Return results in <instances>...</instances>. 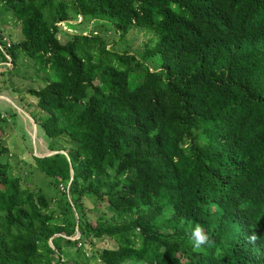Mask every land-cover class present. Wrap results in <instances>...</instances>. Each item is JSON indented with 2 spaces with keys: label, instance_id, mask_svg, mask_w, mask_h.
<instances>
[{
  "label": "trees",
  "instance_id": "16d2710c",
  "mask_svg": "<svg viewBox=\"0 0 264 264\" xmlns=\"http://www.w3.org/2000/svg\"><path fill=\"white\" fill-rule=\"evenodd\" d=\"M5 15L23 38L0 25V97H31L68 156L32 157L51 198L0 163V264H90L79 245L104 239L103 264H264V0H0ZM134 31L154 38L141 53ZM21 75L44 86L12 89Z\"/></svg>",
  "mask_w": 264,
  "mask_h": 264
},
{
  "label": "rangeland",
  "instance_id": "374dc122",
  "mask_svg": "<svg viewBox=\"0 0 264 264\" xmlns=\"http://www.w3.org/2000/svg\"><path fill=\"white\" fill-rule=\"evenodd\" d=\"M79 23H81V20L72 24L78 25L75 26V28L84 30L83 32H89V30L92 29L102 34L104 37L107 36L110 44H112V41L117 40L111 32L94 29L95 23V25L92 23H84L81 26ZM0 25L1 29L6 33L5 36H7L10 41L16 42L23 38L21 34V24L13 18L8 20L7 15L3 18L0 16ZM64 30L68 31V33H75L73 28L69 29L68 26H65ZM153 39L152 35H148L146 32L134 31L131 32L125 40L133 53H141L144 51L146 45H149ZM25 64L29 65L30 63L25 60ZM158 64L160 65V62H158ZM9 67H12V65L9 64ZM43 86L41 81L36 79L31 80V78L26 75L25 77L22 75L17 78L14 77L11 85L12 89H17L21 93H24L21 90L27 92L30 88L40 89ZM14 95V98L9 94L0 97V113L6 116L7 119V122H0V163L7 162L10 165L13 175L21 177L24 189H29V191L33 192L42 191L50 198L53 196L59 197L57 189L52 185V179L31 167V164H33L32 157H41L51 153L48 147L49 141L43 129L38 127L35 123V119L43 115H36L38 112H35V114L33 113V111L36 110V104L26 93V97L25 95L23 96L26 98L24 105L19 104L20 93ZM3 148L6 151H2ZM91 205H94L93 201L87 199V206L89 207ZM54 209H56V206H54ZM101 209L102 208L98 205L94 211L88 212L89 218L95 221L99 217ZM76 217L78 216L76 215ZM77 238H79V233L72 237V239L75 240ZM79 247L83 248L90 264H103L100 260V255L103 250L114 248L115 243L111 239H104L101 241L94 240L90 245L85 247L79 245Z\"/></svg>",
  "mask_w": 264,
  "mask_h": 264
},
{
  "label": "clouds",
  "instance_id": "9594fccd",
  "mask_svg": "<svg viewBox=\"0 0 264 264\" xmlns=\"http://www.w3.org/2000/svg\"><path fill=\"white\" fill-rule=\"evenodd\" d=\"M81 21H83L82 18H81ZM79 238H80V234H79ZM79 238H77L76 240H78ZM70 239H72V238H70ZM255 239H256V237L254 235L252 237H250V240L252 242H254ZM72 240H75V239H72ZM189 241L191 242L192 247L195 250H201L204 246L211 245L212 243H214L213 241L210 240L209 236L206 234L203 227L199 224H197L194 228L190 229ZM51 244H52V242H51Z\"/></svg>",
  "mask_w": 264,
  "mask_h": 264
},
{
  "label": "water",
  "instance_id": "95a60500",
  "mask_svg": "<svg viewBox=\"0 0 264 264\" xmlns=\"http://www.w3.org/2000/svg\"><path fill=\"white\" fill-rule=\"evenodd\" d=\"M57 154H63V155L68 156L66 152L62 151V152H51L50 154L45 155V156H41L39 158L51 157V156H54V155H57ZM71 174H72V177H73V174H74L73 171L71 172ZM71 181H72V179H71Z\"/></svg>",
  "mask_w": 264,
  "mask_h": 264
},
{
  "label": "built area",
  "instance_id": "2783aa9c",
  "mask_svg": "<svg viewBox=\"0 0 264 264\" xmlns=\"http://www.w3.org/2000/svg\"><path fill=\"white\" fill-rule=\"evenodd\" d=\"M81 20V19H80ZM65 23H59L58 24V26H60L63 30H64V27H65V25H64ZM65 31V30H64ZM68 32V31H67Z\"/></svg>",
  "mask_w": 264,
  "mask_h": 264
}]
</instances>
